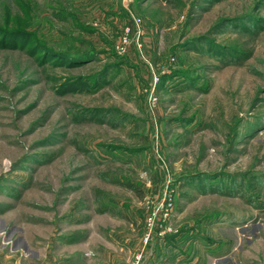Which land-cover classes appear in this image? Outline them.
<instances>
[{
	"label": "rangeland",
	"instance_id": "1",
	"mask_svg": "<svg viewBox=\"0 0 264 264\" xmlns=\"http://www.w3.org/2000/svg\"><path fill=\"white\" fill-rule=\"evenodd\" d=\"M196 1L0 0L1 262L264 264V31L215 67L186 40L255 0Z\"/></svg>",
	"mask_w": 264,
	"mask_h": 264
},
{
	"label": "trees",
	"instance_id": "2",
	"mask_svg": "<svg viewBox=\"0 0 264 264\" xmlns=\"http://www.w3.org/2000/svg\"><path fill=\"white\" fill-rule=\"evenodd\" d=\"M25 1L26 4L23 5V12L25 13V15H27L26 19H32L31 16L32 11L29 5V0H25ZM136 1L138 3V6L139 5L143 6L149 0H136ZM220 1L223 0H197L195 2L196 4L194 6V11H196L197 9H201L206 4L209 6L218 3ZM263 9H264V0H255L253 6L248 12L238 16H221L218 20H216L213 23L211 35L222 36L228 34L227 41L224 42V44H218V42L214 41L213 37L203 35L201 37H194L193 39L186 40V44L184 46L187 47L192 46V48L196 47L197 49L195 50L196 52L204 55L207 54L206 55L207 58L209 56L208 60H210V63H213L214 66L216 64L213 61H218L219 63H223V65L241 66L242 63H244V61H246L251 54V51H248L245 48H243V46H246V40L244 39H250V38L253 39L264 31V16L262 14H258ZM58 16H60V14ZM64 16L65 14L60 16L61 21H65ZM232 36L235 37L240 36L242 38L241 39L242 41L233 39ZM82 51L83 52L77 53L76 55L67 56L66 58H64L62 63L64 65L73 67L74 63H78L77 65H82V61L88 62L95 59L96 60L99 59L98 53L95 54L92 48H90L89 50H82ZM74 61H79V62H74ZM196 69H198V67ZM110 70H111L110 66L105 65L95 76H91V78L99 81H106ZM187 73L188 72L183 70H175L173 71L172 75L161 76L160 83L158 86L159 89H162L169 80H174V79H179L178 83H183L180 86H178L177 91L186 89L185 77L187 76ZM104 111L106 110H103V112ZM111 111H109V113H111ZM116 114L117 113H114V115H112L111 117L118 119ZM187 179H191L190 176H187ZM175 236L176 235H170L168 237L171 239ZM159 246H161V243H159Z\"/></svg>",
	"mask_w": 264,
	"mask_h": 264
},
{
	"label": "built area",
	"instance_id": "3",
	"mask_svg": "<svg viewBox=\"0 0 264 264\" xmlns=\"http://www.w3.org/2000/svg\"><path fill=\"white\" fill-rule=\"evenodd\" d=\"M132 23H133V25L135 26V28H136V32L137 33H135L138 37L139 36H141V34H143L144 33V30H143V28H142V20H140L139 18H133L132 19ZM131 32V30L129 29V28H127V30H126V33H127V35H125L123 38H122V49L123 50H125L127 47H128V45H129V43H130V41H128V39H127V36H128V34ZM170 210V209H169ZM169 210H164V212H163V220L165 221L166 220V217H167V212L169 211ZM153 217L150 215L149 216V218H148V220H147V224H150V226L148 227V233H147V235L145 236V238H144V240L147 242V240H148V238H149V234L152 232V228L153 227H151V223H152V221H153ZM162 223H164V222H162ZM19 262H17V260L13 263V264H18ZM0 264H4L3 262H1L0 261ZM130 264H141V256L139 255L137 258H135Z\"/></svg>",
	"mask_w": 264,
	"mask_h": 264
},
{
	"label": "crops",
	"instance_id": "4",
	"mask_svg": "<svg viewBox=\"0 0 264 264\" xmlns=\"http://www.w3.org/2000/svg\"><path fill=\"white\" fill-rule=\"evenodd\" d=\"M81 249V248H80ZM82 251V250H81ZM81 251L80 250H74V254H72L71 255V257H73L74 259H75V257L76 258H79L80 259V261H81V259L83 258V255L84 256H86L85 255V252L83 253V254H81ZM178 262V261H177ZM71 263H73V262H69V263H67V264H71ZM13 264V263H12ZM66 264V263H65ZM74 264H78V261H75V263Z\"/></svg>",
	"mask_w": 264,
	"mask_h": 264
}]
</instances>
